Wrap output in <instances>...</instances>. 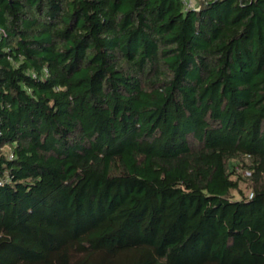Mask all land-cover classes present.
<instances>
[{
    "label": "trees",
    "instance_id": "1",
    "mask_svg": "<svg viewBox=\"0 0 264 264\" xmlns=\"http://www.w3.org/2000/svg\"><path fill=\"white\" fill-rule=\"evenodd\" d=\"M0 264H264V0H0Z\"/></svg>",
    "mask_w": 264,
    "mask_h": 264
},
{
    "label": "rangeland",
    "instance_id": "2",
    "mask_svg": "<svg viewBox=\"0 0 264 264\" xmlns=\"http://www.w3.org/2000/svg\"><path fill=\"white\" fill-rule=\"evenodd\" d=\"M192 2V4H195V2L197 0H190ZM240 176H242L244 179L241 180L239 183H238V188L239 190L244 194V195H248L250 193V188H251V183L250 181L248 180V174L246 171H243L242 173H240ZM231 195L234 199H239L240 198V195L237 193L236 190H232L231 191Z\"/></svg>",
    "mask_w": 264,
    "mask_h": 264
},
{
    "label": "built area",
    "instance_id": "3",
    "mask_svg": "<svg viewBox=\"0 0 264 264\" xmlns=\"http://www.w3.org/2000/svg\"><path fill=\"white\" fill-rule=\"evenodd\" d=\"M184 4H186L188 7L192 5V2L190 0H183Z\"/></svg>",
    "mask_w": 264,
    "mask_h": 264
}]
</instances>
